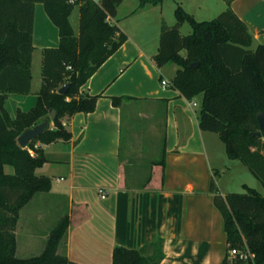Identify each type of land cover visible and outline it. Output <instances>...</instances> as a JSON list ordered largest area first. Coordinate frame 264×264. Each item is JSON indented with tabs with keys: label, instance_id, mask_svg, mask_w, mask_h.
Here are the masks:
<instances>
[{
	"label": "crops",
	"instance_id": "obj_1",
	"mask_svg": "<svg viewBox=\"0 0 264 264\" xmlns=\"http://www.w3.org/2000/svg\"><path fill=\"white\" fill-rule=\"evenodd\" d=\"M181 1L176 7L197 21L214 19L228 6L224 0H193L202 12L197 19L185 7L188 0ZM122 2L109 22L126 41L80 90L102 95L95 111L63 121L69 141L37 144L49 162L36 174L51 177L52 188L21 209L16 257L40 256L52 229L68 216L58 254L76 264H112L115 248L140 250L157 239L163 240L160 264H221L226 233L211 184L226 196L244 194L253 182L244 164L228 160L217 134L200 130L201 111L179 91L161 86L178 70L174 64L158 68L154 62L162 24L177 22L167 16V1L143 7L138 0ZM230 9L252 35L250 49L264 44V0H233ZM34 17L32 89L4 101L12 119L19 110L34 107L42 89L41 73L36 87L35 61L44 49L59 45L58 29L41 3L35 4ZM73 24L75 32L78 24ZM120 97L130 100L115 107L112 98ZM5 173L13 176L14 169L6 166Z\"/></svg>",
	"mask_w": 264,
	"mask_h": 264
},
{
	"label": "trees",
	"instance_id": "obj_2",
	"mask_svg": "<svg viewBox=\"0 0 264 264\" xmlns=\"http://www.w3.org/2000/svg\"><path fill=\"white\" fill-rule=\"evenodd\" d=\"M123 0H0V264H76L58 254L69 227L63 217L49 234L40 256L16 257L15 230L21 209L38 193H48L52 178L36 170L49 162L38 143L49 145L69 141L71 134L63 121L77 113L95 111L102 95L81 93V88L126 41V36L109 19L115 18ZM139 6L158 5L165 0H138ZM211 21H197L181 6L176 7V24L161 26L154 62L158 68L174 64L178 70L170 86L188 101L202 95L199 128L217 134L230 161H240L264 187V136L257 117L264 114V44L251 50L252 35L230 9L233 0ZM41 3L58 29L59 45L42 52V86L34 107L18 111L12 119L3 103L10 95L30 93L32 33L35 4ZM77 9L78 33L70 17ZM189 23L192 32L182 35ZM185 52V55H182ZM198 63V67L191 65ZM69 84L66 95L58 90ZM129 98H112L119 107ZM43 135L23 149L17 139L26 130L48 119ZM33 152V155L31 154ZM14 174L5 173V167ZM214 205L224 220L227 250L221 264H264V196L246 187L244 194L222 196L211 184ZM232 250H248L253 260L230 259ZM163 240L141 248L114 249L112 264H160L164 259Z\"/></svg>",
	"mask_w": 264,
	"mask_h": 264
},
{
	"label": "rangeland",
	"instance_id": "obj_3",
	"mask_svg": "<svg viewBox=\"0 0 264 264\" xmlns=\"http://www.w3.org/2000/svg\"><path fill=\"white\" fill-rule=\"evenodd\" d=\"M167 1V5L165 6V11H167V16L170 15L172 19L175 18V9H176V5L177 3L181 4L182 1L181 0H166ZM188 3V4H187ZM187 6L185 5V7H188L190 12L194 11L195 17L201 18L202 17V12H199L197 9L199 8L198 4L195 3V1L193 0H188L187 2ZM202 10L204 9V7L201 8ZM192 13V12H191ZM217 17V16H216ZM213 20V18H209V19H205L202 21H211ZM71 23L77 27L76 25L78 24V12L77 9H75L72 13L71 16ZM76 33H78V28H76L75 30ZM181 34L182 35H189L192 32L191 26L189 23H184V25L181 28ZM185 54V52H183ZM41 69H42V55H39V58L37 59V61H35V65H34V73H35V77H36V82H37V86L38 87V80H39V76L41 73ZM39 88V87H38ZM201 99H202V95L197 96L196 98H194L192 101L196 104V107L194 108L195 111L200 112L201 110ZM216 136V135H215ZM218 138V137H217ZM31 154L33 155V152H31ZM243 165V163H241ZM243 167L245 168V170H247V174L249 176L250 182L252 183L251 185H253V187L251 189L256 190L260 195L264 196V187L262 185V183L260 181H258L255 177H253L250 173V171L247 169V167L245 165H243ZM227 179V178H226ZM225 179V180H226ZM245 193V191H244Z\"/></svg>",
	"mask_w": 264,
	"mask_h": 264
},
{
	"label": "water",
	"instance_id": "obj_4",
	"mask_svg": "<svg viewBox=\"0 0 264 264\" xmlns=\"http://www.w3.org/2000/svg\"><path fill=\"white\" fill-rule=\"evenodd\" d=\"M192 67L196 68L198 67V63L192 64ZM70 85H64L63 87H61L58 90V94L60 95H66V93L69 90ZM55 117V112L52 111L47 120H44L42 123L35 125L34 127L26 130L25 132L22 133V135L20 137H18L17 139V143L18 145L25 149L28 147V144L30 142H32L33 140L37 139L39 136L43 135L44 131L47 129V127L49 125H51L50 123L54 120ZM258 120V125H259V129L261 131L255 133L254 135L257 137H261L264 136V114H259L257 117Z\"/></svg>",
	"mask_w": 264,
	"mask_h": 264
},
{
	"label": "built area",
	"instance_id": "obj_5",
	"mask_svg": "<svg viewBox=\"0 0 264 264\" xmlns=\"http://www.w3.org/2000/svg\"><path fill=\"white\" fill-rule=\"evenodd\" d=\"M96 3H99L101 0H92ZM161 86L163 88H166V87H169L170 86V83L166 80H163L161 82ZM192 105L196 106L195 103L192 102ZM105 196L102 195V198H104ZM240 259V260H243V261H247V260H253L254 259V255L251 254L248 250H244V251H236V250H232L229 252V258L230 259H235L237 258Z\"/></svg>",
	"mask_w": 264,
	"mask_h": 264
}]
</instances>
